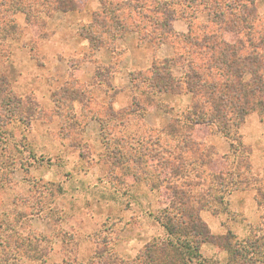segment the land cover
I'll use <instances>...</instances> for the list:
<instances>
[{"label": "rangeland", "instance_id": "obj_1", "mask_svg": "<svg viewBox=\"0 0 264 264\" xmlns=\"http://www.w3.org/2000/svg\"><path fill=\"white\" fill-rule=\"evenodd\" d=\"M249 2L259 26L264 0ZM173 4L175 12L198 13L194 26L206 22L203 4ZM108 5L109 0H0V264H103L114 257L130 262L149 242L168 238L162 210L173 193L165 181L176 173L164 168L166 177L159 183L158 161L181 163L171 187L176 195L184 191L190 197L214 238L198 245L202 258L216 264H264V200L258 197L264 180L241 189L216 188L212 181L224 166L233 178L239 171L253 178L263 175L264 120L257 111L248 113L233 148L213 124L193 128L195 143L186 136L190 128L184 115L198 98L186 91L159 93L150 81L156 73L149 69L165 58L131 71L133 85L112 87L110 78L127 53L122 43L158 46L140 41L134 29L110 39ZM175 20L177 29L188 31L184 19ZM174 33L163 42L170 45L171 56L181 51ZM99 40L105 43L95 47ZM102 46L115 48L108 63L95 51ZM89 57L94 59L92 83L89 72L79 71ZM174 66L171 73L177 77ZM147 91L153 101L148 109L146 103L144 109L134 105V112H123L131 109L133 97L143 102ZM176 125L182 134L170 133ZM155 150L156 164L147 167ZM203 150L200 166L193 156ZM131 174L138 181H131ZM208 193L222 200L200 208V194ZM176 202L170 215L183 209ZM240 249L250 258L239 260Z\"/></svg>", "mask_w": 264, "mask_h": 264}, {"label": "trees", "instance_id": "obj_2", "mask_svg": "<svg viewBox=\"0 0 264 264\" xmlns=\"http://www.w3.org/2000/svg\"><path fill=\"white\" fill-rule=\"evenodd\" d=\"M184 1L189 2V6L192 2H195L194 6L203 4L204 12L207 14L206 22H198L194 26L193 17H197L198 13L187 15L184 9L177 10L178 16L173 6L174 0L163 2L109 0L108 12L106 10L104 13L108 14L110 19L108 25L114 31V34H110V39L114 40L126 29H134L138 32L140 41L155 42V46H159L168 40V33H174L172 22L177 17L184 19L188 24L186 34L180 37L173 34L180 39L176 44L181 51L175 56L166 57L164 61H160L161 63L154 62L149 70L156 75L151 76L150 81H155L154 86L158 88L159 93L170 90L186 91L191 93L194 99L198 98L184 115L190 128L186 136L197 143L198 136L193 134V128L213 124L230 140V146L233 148L234 142L238 141L237 128L248 113L257 111L264 120V22L256 26L255 9L250 0ZM146 2H152L151 6L145 4ZM101 9L105 8L102 6ZM106 29L108 28L105 27L104 32ZM86 38L90 39L89 36ZM104 43L99 40L95 47ZM174 65L179 67L180 73L177 77L171 73ZM158 70L163 71L159 74ZM147 78L144 76V80ZM129 79L133 85L134 76L131 72ZM148 93L149 91L144 93L143 102L133 97L131 100L133 106L123 112L126 114L134 112V105L139 110L144 109L146 103L148 109L151 106L149 104L153 102ZM174 122L176 123L177 120ZM179 128L182 127L170 126L169 131L172 135L182 134ZM156 143L155 139L149 147L155 148ZM197 145L199 147L201 144ZM155 152L152 151V157L146 160L147 167L152 163L156 164L159 151L155 150ZM194 153L197 156V153ZM199 153L197 157L193 156V161L201 166L206 152L203 150ZM136 163L139 164V160ZM157 163L161 169L158 174L159 183H164L161 179L166 177L162 172L164 168H172L176 173L172 179L165 181L166 189L173 193L170 206H165L162 210L165 215L162 226L168 238L149 242L130 262L114 257L104 261L103 264H216L202 258L198 253L197 248L200 243L214 239L206 224L201 221L192 207L190 197L185 196L184 191L183 194L178 191L176 195L171 187L179 176L178 168L180 169L181 163L178 162L176 167L160 161ZM131 177L134 183L138 181L136 175L131 174ZM259 178L264 180V173L261 177L253 178L249 177L248 171L245 173L239 171L233 178L231 171L224 166L213 173L212 181L216 188L225 184L241 189L254 186L252 183L259 182ZM185 183L189 186L192 181ZM258 197L264 200V189L258 191ZM175 199L183 209L170 215L168 211L172 210L171 205ZM221 200L220 195L215 196V193L200 194L198 203L200 202V208H207L210 203L219 204ZM96 256L99 260H104L99 252ZM235 256L243 261L245 258H250L246 251L241 249L237 250Z\"/></svg>", "mask_w": 264, "mask_h": 264}, {"label": "crops", "instance_id": "obj_3", "mask_svg": "<svg viewBox=\"0 0 264 264\" xmlns=\"http://www.w3.org/2000/svg\"><path fill=\"white\" fill-rule=\"evenodd\" d=\"M94 5H97V2H94ZM178 21V20H177ZM176 20L174 21V29L179 32V33H184L186 32V29H177L175 26ZM124 38V37H123ZM118 40L115 42V48H117V43ZM124 44V45H123ZM82 45L85 46L87 49V41H82ZM122 47L126 48V57L123 60L122 64L119 66V71H117L114 75L113 78H110V83L112 87H124L127 88L130 82L129 75L131 71L135 70H140L147 68L152 65L154 62V59H161V58H166L170 57L172 55V49L170 45L167 43H162L158 47H153L151 44H145V43H140L138 40L136 42L130 41L129 44H126L125 42L121 44ZM83 46V47H84ZM114 46L111 48H108V46L100 47L96 49V53L98 56L102 59V62L108 63L110 60H112V54H114L115 49ZM113 50V51H112ZM93 57V56H92ZM92 57H89L88 61H85V63L80 66V73L81 75L83 73L89 72V76L91 78V83H92V77H93V72L95 70L94 68V59ZM83 82V80H82ZM96 87V86H95ZM103 91V90H102ZM104 96L107 97L105 91H103ZM103 98V97H102ZM104 99V98H103ZM95 120H92L93 122Z\"/></svg>", "mask_w": 264, "mask_h": 264}]
</instances>
